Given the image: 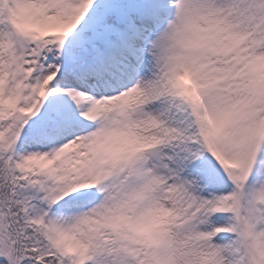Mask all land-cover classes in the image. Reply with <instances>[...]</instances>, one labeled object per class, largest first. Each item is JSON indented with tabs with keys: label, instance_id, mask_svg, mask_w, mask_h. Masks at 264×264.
I'll list each match as a JSON object with an SVG mask.
<instances>
[{
	"label": "snow or ice",
	"instance_id": "1",
	"mask_svg": "<svg viewBox=\"0 0 264 264\" xmlns=\"http://www.w3.org/2000/svg\"><path fill=\"white\" fill-rule=\"evenodd\" d=\"M0 264H264V0H0Z\"/></svg>",
	"mask_w": 264,
	"mask_h": 264
}]
</instances>
